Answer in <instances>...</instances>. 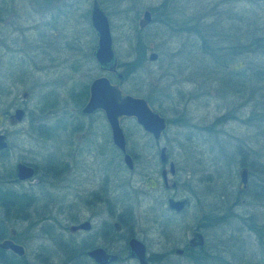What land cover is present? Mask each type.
<instances>
[{"label":"rangeland","instance_id":"1","mask_svg":"<svg viewBox=\"0 0 264 264\" xmlns=\"http://www.w3.org/2000/svg\"><path fill=\"white\" fill-rule=\"evenodd\" d=\"M91 1L0 0L9 47L0 56V109L10 102L25 109L22 123L9 128L17 130L13 151L39 172L53 167V157L67 167L59 185L53 176H38L43 182L32 188L35 198L23 201L13 194L21 186L4 181L10 162L0 161V231L24 249L21 257L0 249V264H85L73 257L72 236L63 226L100 209L74 200V190H85L90 179L79 174L84 162L91 160L86 166L95 175L99 161L113 159L102 111L87 118L79 113L90 81L102 75L165 118L159 145L170 154L171 180L177 182L167 193L189 199L173 213L162 187L140 193L143 171L159 170L156 156L149 167L134 162L132 171L124 169V213L107 215L121 224L114 234L119 240L110 246L120 256L114 264H137L126 256L130 233L145 243L148 264H264V0H96L108 21L121 81L92 55L97 38ZM144 10L151 21L139 28ZM151 51L155 61L147 59ZM238 60L244 65L230 69ZM23 90L28 96L22 102ZM119 126L130 156L153 153L144 148L151 138L133 118H120ZM73 163L76 175L67 166ZM240 165L248 171L243 193L237 190ZM203 214L215 217L203 230L207 253H171L185 247Z\"/></svg>","mask_w":264,"mask_h":264},{"label":"flooded vegetation","instance_id":"2","mask_svg":"<svg viewBox=\"0 0 264 264\" xmlns=\"http://www.w3.org/2000/svg\"><path fill=\"white\" fill-rule=\"evenodd\" d=\"M2 22H3V19L0 14V56L6 54V52L9 50V47L7 46L2 36V34H4L5 36V32H4L5 23L3 24ZM1 85L2 83L0 79V86ZM6 89L7 88L5 87L4 91ZM23 92H26L25 98H22ZM87 92H88V88H87ZM27 96H28V92L26 90L21 91V93L19 94L20 101L23 102L27 98ZM80 108H79V113L81 114L80 116H83L86 118L90 117L96 111H99V110H95L94 112L90 114H82L80 112ZM18 109L22 111L20 119L14 116L15 111ZM24 117H25V109L20 105H15V102L14 103L10 102L8 103L7 106H4V108L0 109V136H1L0 144H3V146L0 147V161H2L1 164L2 165L4 164V166L6 162H10L9 167L6 169L7 172L4 175L5 183H9L13 186L17 184V185H20L22 188L21 191L17 193H13L16 196V199L23 200V201H29L30 199L32 200L35 198L34 192L31 191L32 188L35 186H40V184L43 182V180L42 182L39 180L41 178H38V176L40 177H43L44 175L49 176V177L53 176V179L56 180L55 183L59 185V183L61 182V178L63 176L62 173L65 172L67 167H65L64 165L62 166L59 160L53 157V159L48 158V161L50 160L53 161V164H52L53 167L46 168L45 169L46 172H43V171L39 172L36 165L30 162H27L25 159L19 157V152L21 151L19 152L13 151L15 142L12 141V134L17 133V130L12 131L11 129L9 130V128H14L16 126H19L22 123ZM102 117L109 130L104 114ZM18 132H23V131L21 130ZM109 133H110V130H109ZM144 133H146L152 140L151 141L152 144L146 145L144 148H146L147 150H152L153 153H150L149 155H146V153L144 155L135 153L133 157L130 156L132 160V164H133L132 169H128L125 166L123 162V154L115 146H113L114 151H113L112 161H110V163L108 161L106 162L99 161L97 164V167L95 168L96 169L95 175H94V170H92L93 168L92 167L89 168L86 166V165L89 166V164H91V160H90V163L84 162L86 165H85L84 171H82L83 174L81 172H79V174H81V176L83 177L86 176V179L88 178L90 179L87 181V188H84L85 190L83 191L74 190V193H73L74 200L86 202L89 208L94 206L100 209L91 210L89 217L86 219H80L79 217H76L75 219H73L70 225L63 226L67 228L69 235L72 236L71 241H70L71 242L70 247H72V250L74 251L73 257L76 260L85 262V264H97L93 260V258H91L87 254L89 251L96 249V248H100L104 250L106 253L115 254L117 256V259L115 261L109 262L108 264H114L120 259V256L115 251H112L110 246H114V247L116 246L114 242H116L119 239L114 234L119 233L121 224L119 222V219L109 222L107 215L109 213L113 214L114 212L119 211L118 213V217H119L120 214L124 213L125 207H123V204H124V199H125V194H126L125 188H127V185L129 184V181L124 179V169H127V171H132L134 168V162L135 163L141 162L145 167H149L155 161L156 157H157V161L159 162L158 172L155 170H144L143 171L142 173L143 184L141 187H139L140 193L148 194L151 191L157 190L158 187H162V191L165 192L163 195V197H165L164 198L165 206L169 212L180 213L188 206L189 204L188 198L184 196H176L173 193H167L169 191H173L176 188L177 182L175 180H171V178L175 177V166H174L173 161L170 159V154L167 151L166 146L159 145V139L165 132L161 134L158 138H153L152 135L147 132H144ZM161 148H164L163 156H161L160 154ZM74 150L77 152L76 146L74 147L72 146V148L70 149L71 152H73ZM83 151H85L84 152L85 154L91 152V150L87 149V147H83ZM96 154L97 156H102L103 152L102 150L96 151ZM75 158L76 157L74 156V159ZM170 163H172L173 165V172L170 171ZM19 164H24L32 168V175L29 178L22 179V180H19L17 178ZM74 165L75 164L73 163L71 167L70 165H67V166L72 171V173H74L73 175H76L77 173L76 170L72 168ZM108 166H110V169L106 170ZM240 166L244 167L243 165H240ZM157 173L158 175L156 176ZM246 173H247V186H248L247 169H246ZM93 175H94V180L91 178L93 177ZM57 185H53V188L58 190ZM247 186H246V189H247ZM168 198H173L176 200L186 199L184 208H182L179 211L169 209L166 205ZM101 213H104L103 215H106V217L99 219V220H94V218L100 215ZM214 218L215 217L213 215L203 214L200 217L199 224L190 231V237L187 239L185 247L175 246L171 249V253H173L174 255L178 257H181L183 255L184 256L189 255V254L190 255L191 254L192 255L193 254L205 255L207 252H205V233L203 232V230L208 228L215 221ZM80 224H83V226H80ZM115 224L117 225V227H115ZM71 227H74V228L71 229ZM195 231L201 233L202 244L200 246H196L193 243L189 242L192 237V233ZM131 237H134V236L131 233L128 234L126 243H125V251H126L127 258H130L127 255V241ZM134 238H136L141 243H143L144 248H145V259L148 264V260L151 256H147V249H146L145 243L141 239H138L137 237H134ZM4 239H10V238L9 237L2 238L1 241ZM176 249H180V252H176L175 251ZM131 259H134V258H131Z\"/></svg>","mask_w":264,"mask_h":264},{"label":"water","instance_id":"3","mask_svg":"<svg viewBox=\"0 0 264 264\" xmlns=\"http://www.w3.org/2000/svg\"><path fill=\"white\" fill-rule=\"evenodd\" d=\"M89 20L97 41L92 55L98 67L107 72H112L114 76L121 81L122 74L116 69V57L111 47V36L107 18L96 0L91 1L89 7ZM151 21V13L149 10L142 12L141 18L137 24L139 28L145 27ZM157 54L153 51L148 53L147 59L155 61ZM244 65V61L238 60L230 65V69H238ZM26 97V92L22 93V98ZM95 110H101L110 130V138L112 144L118 148L123 154V162L128 169H132L133 164L129 154L126 153V140L119 126V119L122 117L133 118L134 121L142 128L144 132L158 138L165 132L166 121L158 112L151 109L146 100L142 97L133 96L123 92L117 83H111L105 76H98L92 79L88 85V97L85 104L80 108L82 114H90ZM21 110H16L14 116L20 119ZM1 137V136H0ZM3 144H0V147ZM164 148H161L160 154L163 156ZM163 158V157H162ZM170 171L173 172V165L170 163ZM32 175L30 166L19 164L17 178L19 180L29 178ZM237 190L244 192L247 186L246 168L241 167L238 170ZM153 185V184H152ZM186 199L176 200L168 198L166 205L169 209L176 211L184 208ZM85 223V222H84ZM83 226V224H80ZM115 227L117 225L115 224ZM74 227H71L73 229ZM9 235H13V230L9 229ZM196 246L202 244V236L200 232H193L189 241ZM0 248L9 250L18 257L24 254V249L20 244L13 242L11 239L0 241ZM180 252V249H176ZM97 264H108L117 259L115 254L106 253L100 248L93 249L87 253ZM127 255L134 258L137 264H147L145 259V248L143 243L134 237L127 241Z\"/></svg>","mask_w":264,"mask_h":264},{"label":"trees","instance_id":"4","mask_svg":"<svg viewBox=\"0 0 264 264\" xmlns=\"http://www.w3.org/2000/svg\"><path fill=\"white\" fill-rule=\"evenodd\" d=\"M255 42H263V41L261 39H256ZM3 236H4L3 233L0 231V240L3 238Z\"/></svg>","mask_w":264,"mask_h":264}]
</instances>
